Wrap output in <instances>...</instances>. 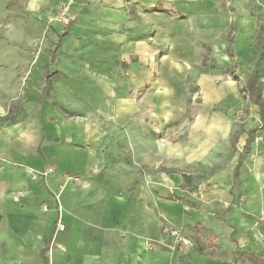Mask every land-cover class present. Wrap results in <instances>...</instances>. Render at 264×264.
I'll return each instance as SVG.
<instances>
[{
  "label": "crops",
  "instance_id": "obj_1",
  "mask_svg": "<svg viewBox=\"0 0 264 264\" xmlns=\"http://www.w3.org/2000/svg\"><path fill=\"white\" fill-rule=\"evenodd\" d=\"M179 10L195 13L199 32L228 26L214 0H76L69 27L55 25L53 50L25 76L0 80V264H238L245 252L259 259L240 263L264 264V124L252 104L237 115L247 104L237 72L200 71L203 107L179 148L147 123L110 122L115 98L130 95L115 87L114 70L148 46L140 26L172 22ZM251 25L243 13L238 52ZM158 32L168 45L158 66L168 68L157 82L173 81L176 70L197 79H186L189 58L181 64L177 53L189 55L194 41ZM213 45L217 64L229 67L226 43ZM167 225L195 245H177Z\"/></svg>",
  "mask_w": 264,
  "mask_h": 264
},
{
  "label": "rangeland",
  "instance_id": "obj_2",
  "mask_svg": "<svg viewBox=\"0 0 264 264\" xmlns=\"http://www.w3.org/2000/svg\"><path fill=\"white\" fill-rule=\"evenodd\" d=\"M52 1L0 0V80L2 83H4L3 77L9 79L16 76L21 78L23 74L25 76L32 62L37 60L41 53L45 50H53L57 43L53 32L55 25L59 24L55 17L60 14L62 5L67 0H61L55 9ZM214 2L218 3L220 11L228 15L226 18L228 26L220 32L212 30L199 32L198 18L195 13L185 10H179V13L173 16L175 20L172 22L154 20L152 24L151 22L148 24L147 28L140 26V29L146 30L144 36L147 38L148 49L138 45V48L136 47L129 54V59L124 60L127 59L129 64L125 65V62L119 65L118 63L119 71L114 70L118 75L115 87L124 86L125 91L127 90L130 95L123 100L115 98L111 108L115 111L110 114L111 123L116 121L125 123L127 119L136 126L139 123H147V131H151L164 143L178 147V144L186 138L189 127L196 122L203 107L204 86L198 81V77L200 71L204 70L216 71L218 74L230 70L237 72L235 83L247 103L240 111L243 113L248 111L252 104L264 115V0H214ZM243 13L251 16L252 25L248 31H254V35L253 38L246 40V49L238 52L239 20ZM71 15L74 16L72 12ZM156 22L159 24L154 27ZM69 25L64 27L65 30ZM155 30H158V34H161L163 38L166 37L169 40L173 38L176 43L186 37L194 41L191 42L193 48L188 51L189 55L177 51L181 55L177 56L181 59V64L185 58H189L190 64L180 68L185 71L186 79H193L196 73L197 79H182V72L176 70L173 81L157 82L160 70L162 73L167 72V66L158 65L167 53L168 45L161 43V39L154 38ZM138 31L135 32L139 33L142 30ZM137 35L142 38V33H134L135 38H138ZM216 38L226 43L223 50L233 59L229 67L217 64L213 45ZM185 41L188 43V40L183 42L186 43ZM144 50L146 53L141 56ZM151 53L156 54L151 55ZM125 56L128 57V55ZM242 61L240 65L239 62ZM223 83L218 81L217 84L220 86ZM256 99H260V104L256 103ZM214 106H212L213 113L218 108ZM125 109H130V112H125ZM210 116L212 117L213 114ZM118 126L114 124L111 129H116L114 132L121 138L123 133L125 135V131L117 129ZM117 145V153L121 156L123 155L121 139L118 140Z\"/></svg>",
  "mask_w": 264,
  "mask_h": 264
},
{
  "label": "built area",
  "instance_id": "obj_3",
  "mask_svg": "<svg viewBox=\"0 0 264 264\" xmlns=\"http://www.w3.org/2000/svg\"><path fill=\"white\" fill-rule=\"evenodd\" d=\"M75 0H67L63 3L62 5V10L60 14L55 17L56 20L61 23L63 26L69 25L73 19V16L71 15V8L70 5L74 3ZM239 116H243L244 113L239 111L238 112ZM55 171L53 168L45 169L43 171V175H48L51 174ZM163 232L167 233L174 238V242L179 245V246H187V247H193L195 243L193 240L188 237L186 234L183 233L182 229L177 228V227H171V226H164Z\"/></svg>",
  "mask_w": 264,
  "mask_h": 264
},
{
  "label": "trees",
  "instance_id": "obj_4",
  "mask_svg": "<svg viewBox=\"0 0 264 264\" xmlns=\"http://www.w3.org/2000/svg\"><path fill=\"white\" fill-rule=\"evenodd\" d=\"M59 53V47H57L56 48V50L54 51V54H53V56H52V61H55L56 60V58H57V54ZM205 61V60H204ZM226 74H234V72H231V70L230 71H226L225 72ZM256 103L257 104H260V99H256ZM13 104V103H12ZM261 113V112H260ZM261 115H262V118H263V124H264V115H263V113H261ZM236 259H237V263L238 264H243V263H240L239 261H240V259H242V258H244V257H250V258H252V259H259V257L257 256V255H254V254H250V253H237L236 254Z\"/></svg>",
  "mask_w": 264,
  "mask_h": 264
}]
</instances>
